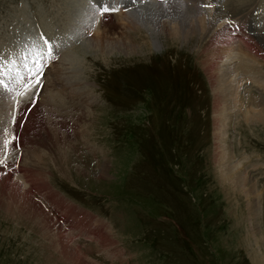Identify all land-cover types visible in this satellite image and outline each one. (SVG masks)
<instances>
[{"label": "rangeland", "instance_id": "374dc122", "mask_svg": "<svg viewBox=\"0 0 264 264\" xmlns=\"http://www.w3.org/2000/svg\"><path fill=\"white\" fill-rule=\"evenodd\" d=\"M126 1L104 24L89 0H0V58L12 72L52 45L59 54L45 56L29 92L11 73L0 87V264H264V87L242 76L239 103L210 78L213 52L246 54V41L264 55V0H248L259 25L226 13L206 30L202 12L226 0H141L133 11ZM185 9L192 36L130 24L160 13L183 24ZM107 29L131 50H89ZM227 105L224 144L246 184L218 166L215 115Z\"/></svg>", "mask_w": 264, "mask_h": 264}, {"label": "bare ground", "instance_id": "6f19581e", "mask_svg": "<svg viewBox=\"0 0 264 264\" xmlns=\"http://www.w3.org/2000/svg\"><path fill=\"white\" fill-rule=\"evenodd\" d=\"M74 1V0H73ZM80 2H82V0H78ZM84 1V0H83ZM121 1V0H118L116 2H112V3H117L119 4L118 2ZM133 2L129 3L128 5L134 3V6L132 8L129 7V10L130 11H133V10H139L142 6V2L141 3V0H131ZM139 3H136L138 2ZM169 1V0H168ZM205 1H209V0H205ZM213 1L214 3H217L216 1H219V0H211ZM251 1V0H250ZM77 2V1H76ZM130 2V1H129ZM146 2V1H145ZM167 1L163 2V1H159V3L161 4L160 6L162 7V5H164ZM178 3H173L172 5H180L181 3H186V2H190L189 0H178L177 1ZM194 2H198V0H194ZM200 2V1H199ZM198 2V3H199ZM73 3V2H72ZM85 3V2H84ZM111 3V4H112ZM192 3V2H190ZM248 3V0H241L240 2H234L232 0H226V3L221 5V4H214L215 7H214V10L212 11V8L208 10V12H202L201 16L199 17V23H200V26L203 30H206V29H210V28H213L216 23H218V21L220 20H224L225 18L228 17V15H226V13L228 14H238L240 15V17L242 18H247L248 16H252L254 15V13H252L250 11V5ZM155 4V2H154ZM170 4V3H169ZM197 4V3H196ZM230 4V6L232 7L231 10L232 11H228L230 10L228 8V10H226V7L227 5ZM71 5V3H70ZM153 5V4H152ZM185 5V4H184ZM191 5V4H189ZM194 5V4H193ZM127 6V5H125ZM156 6V5H155ZM154 6V7H155ZM165 6V5H164ZM124 7V6H123ZM181 7V6H180ZM194 7V6H192ZM196 7V5H195ZM75 8V7H74ZM77 8V7H76ZM86 8V7H85ZM84 8V9H85ZM160 8V7H159ZM186 8V7H185ZM72 9V7H71ZM167 9V8H166ZM165 8H161L160 11L161 12H165L166 11ZM169 9V8H168ZM258 9H261V7H258ZM86 10V9H85ZM159 10V9H157ZM156 10V12H157ZM88 11V10H87ZM146 11V10H145ZM148 11V9H147ZM175 11V9H174ZM178 11V10H177ZM184 11V10H183ZM228 11V12H227ZM81 13V12H80ZM89 13V12H88ZM131 13V17L132 18H137L139 17V15L137 13H134V12H130ZM159 13V12H158ZM166 13V12H165ZM147 14V13H146ZM200 14V13H199ZM86 15V14H85ZM105 16L102 17L103 19V22L104 24L109 21L106 17L107 14H103ZM127 15V14H126ZM129 15V14H128ZM165 14H159L158 16H151L150 19H148L147 21H144L143 23L140 22L138 19H134L130 21V24L134 23L135 21L141 23L144 27V29H147L149 30L150 28V31L151 29H153L154 26H158L160 28H163L164 31L165 30H169L170 33H172L173 35H190L192 36L191 34L196 32V28L193 24V22L191 23V18L193 17V20L194 21H197L196 18L194 17L193 15V12L192 10L188 9L186 11L185 9V12L183 13V16L187 19V24L184 22L183 24H180L179 22H176L174 21V19H170V20H161V19H164L163 17H169V16H164ZM169 15V14H168ZM230 15V16H231ZM81 16V15H80ZM87 16V15H86ZM85 16V17H86ZM197 16V15H195ZM122 17V16H121ZM126 17V16H125ZM172 17V15L170 16ZM169 17V18H170ZM198 17V16H197ZM260 17V16H259ZM75 18V16H74ZM179 18H182V16H180ZM264 18V17H263ZM122 19V18H121ZM73 20V19H72ZM144 20V19H143ZM81 21V20H80ZM79 21V22H80ZM82 24H83V21H81ZM127 22V21H126ZM76 23V22H75ZM78 23V22H77ZM124 23V21H123ZM129 23V22H127ZM255 23V24H254ZM81 24V23H80ZM86 26L88 25L87 23H85ZM113 24V23H112ZM111 24V25H112ZM109 24H106L105 26H107ZM140 25V24H139ZM138 25V26H139ZM197 25V24H196ZM220 25V24H219ZM238 25L240 26V21H238ZM248 27L252 26H257L259 25V18L256 19L255 18V15L252 19L248 20V23H247ZM246 25V26H247ZM89 26V25H88ZM244 26V27H246ZM83 27V26H82ZM113 27H116V26H113ZM121 27V26H119ZM137 27V26H136ZM241 27V26H240ZM246 27V28H248ZM84 28V27H83ZM99 28V27H98ZM106 29V27H104ZM118 28V27H117ZM215 28V27H214ZM226 28V27H225ZM85 29V28H84ZM103 29V28H102ZM110 29V28H108ZM107 29V32H105L103 30V32L98 35L97 37H92L90 40V42H88V44L86 45L88 47V49L90 48L91 50H93L94 48H98V47H101L102 51H105L107 50L106 48L109 46V47H115L116 46L118 47V45H121V47H128L129 50H131V46L129 41L125 42L122 37H123V32L121 31V33L119 32H116L117 34V37H112V38H108L106 36V34H110V30ZM125 29V28H124ZM127 29V28H126ZM156 29V28H155ZM244 29V28H243ZM99 30V29H98ZM97 30V31H98ZM122 30V29H121ZM130 30V29H129ZM139 30V29H138ZM157 30V29H156ZM159 30V29H158ZM162 30V29H161ZM159 30V31H161ZM100 31V30H99ZM153 31V30H152ZM151 31V32H152ZM114 32V31H113ZM184 32V33H183ZM214 32V31H213ZM226 31H222L221 33H225ZM133 33V31H132ZM112 34V33H111ZM152 34V33H151ZM154 34V33H153ZM204 34V33H203ZM208 34V33H207ZM216 34V33H215ZM105 35V36H104ZM128 35V34H127ZM188 35V36H189ZM224 35V34H222ZM97 38V39H96ZM114 38H116L115 40H113ZM185 38V37H184ZM191 38V37H190ZM208 38V37H207ZM213 38V36H212ZM223 38H228L227 36H224ZM261 38V37H260ZM259 38V39H260ZM187 39V38H185ZM215 39V38H213ZM222 39V38H220ZM230 39V38H229ZM228 39V40H229ZM127 40V39H126ZM132 40V39H131ZM183 40V39H182ZM257 40V39H256ZM133 41V40H132ZM154 41V40H153ZM226 41V40H225ZM204 42V41H203ZM215 42V41H214ZM263 42V41H262ZM133 43V42H132ZM92 44V46L90 45ZM154 44H156L155 46H158L157 43L154 41ZM215 44V43H214ZM85 45V44H83ZM90 45V46H89ZM257 49H260L262 51V54L264 53V44L261 45V44H257L255 45ZM120 47V49H121ZM228 47V45H227ZM240 48H244L245 49V52L246 54H240V55H236L234 53H231L230 49H227L226 50V56L225 57H222L218 51H216V53H212L213 54V58L215 59L216 57L217 58H221L220 59V64H219V68L217 69V73L215 72V70H211V76L210 78L212 77H216L213 79L214 83L217 84V83H224L223 85V93L224 95L222 94L221 98L225 97V95L228 97H230L232 91H236L234 94L235 96L237 97L238 95V102H244L245 100V92H244V88H242V90L240 91L241 89V84H239L240 82V78H242V76L245 78L246 77H249L251 78V83L254 82L256 86H254L255 88H257V90L259 89V92H260V89L263 90V88L261 87H264V76L261 74V72L259 71L258 69V65H259V61L258 60H262L264 58V55H261V58L258 57L256 54L259 52H256L254 51L255 55L253 54V50H252V46L250 45L249 42H242L240 45H239ZM119 48V47H118ZM216 48V46H215ZM89 49V50H90ZM214 49V48H213ZM97 50V49H96ZM109 50V49H108ZM119 50V49H118ZM123 49H121L122 51ZM127 51V49H125ZM215 50V49H214ZM239 50V49H238ZM230 51V52H229ZM216 58V59H217ZM258 59V60H256ZM238 60V64L235 65L236 61ZM244 78V79H245ZM59 79V78H57ZM60 80V79H59ZM59 82V81H58ZM238 91H237V90ZM233 94V95H234ZM217 98H219L218 95H216ZM232 97V96H231ZM254 100V98H252L251 96H249V99L248 100ZM235 100V99H234ZM237 100V99H236ZM257 100V99H256ZM237 102V103H238ZM228 103V102H227ZM230 105V104H229ZM228 106V105H227ZM248 106V105H247ZM252 108V107H250ZM249 110V109H248ZM228 111H230V108L228 106L227 107H223L221 112L217 113L215 115V121H216V127H217V136H218V143L219 145L217 146L219 151H218V154H217V158H218V161H221V164H219L218 166L220 167L221 169V174H222V177L224 179H228V181H231L235 184H238L240 185L241 183H245L246 184V181L247 180V176L243 175L239 169L236 168V165L235 163H233V157H230L229 153H228V150L227 148L225 147V144H224V139H223V134H224V130H225V126L227 125V116L229 118V114H228ZM251 111V110H250ZM247 113V112H246ZM249 113V112H248ZM253 116V115H252ZM242 162V161H241ZM238 166L240 167V163L238 164ZM242 170V169H241ZM223 179V180H224ZM251 183V182H250ZM252 189H254L253 185L250 184L249 187H248V191L253 193L252 192ZM251 190V191H250ZM256 191V190H255ZM254 191V192H255Z\"/></svg>", "mask_w": 264, "mask_h": 264}, {"label": "snow or ice", "instance_id": "6c2138e0", "mask_svg": "<svg viewBox=\"0 0 264 264\" xmlns=\"http://www.w3.org/2000/svg\"><path fill=\"white\" fill-rule=\"evenodd\" d=\"M91 13L93 17L98 12L101 15L109 13L110 11H117L118 8L114 5H105L102 3V0H89ZM45 45L48 44V42L45 40ZM45 56L51 57V51L49 50L44 55H36L34 56L32 60V67H28L27 64H25V69L27 74L29 75L30 79L27 81V85L29 88L35 87L40 84V78L43 75V68L45 67V64L42 63V61L45 59ZM5 73H12V69L8 67V65L3 63V58H0V87H6L4 85V76ZM2 163V161H0Z\"/></svg>", "mask_w": 264, "mask_h": 264}]
</instances>
